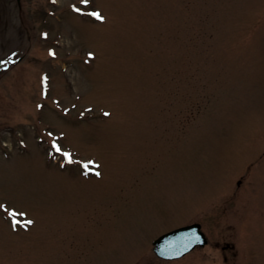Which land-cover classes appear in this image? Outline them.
<instances>
[{"label": "rangeland", "instance_id": "rangeland-1", "mask_svg": "<svg viewBox=\"0 0 264 264\" xmlns=\"http://www.w3.org/2000/svg\"><path fill=\"white\" fill-rule=\"evenodd\" d=\"M0 204V264H264V0H0Z\"/></svg>", "mask_w": 264, "mask_h": 264}, {"label": "water", "instance_id": "water-1", "mask_svg": "<svg viewBox=\"0 0 264 264\" xmlns=\"http://www.w3.org/2000/svg\"><path fill=\"white\" fill-rule=\"evenodd\" d=\"M206 238L198 223L182 226L168 231L153 242L154 254L164 260L177 259L191 251L195 246H203Z\"/></svg>", "mask_w": 264, "mask_h": 264}, {"label": "snow or ice", "instance_id": "snow-or-ice-1", "mask_svg": "<svg viewBox=\"0 0 264 264\" xmlns=\"http://www.w3.org/2000/svg\"><path fill=\"white\" fill-rule=\"evenodd\" d=\"M80 2H81L82 4H88V3H89V0H80ZM76 11H80V9L77 8ZM89 14H90L91 16H93V17H96L97 19H100V20H103V19H104V17H103V16L100 14V12H98V11H92V12L89 13ZM90 55H91V54H90ZM106 115H107V113H106ZM53 147L56 148L57 151H60L59 146H57V145L54 144ZM63 156L66 157V158H69V159H70V154L67 153V152H64V153H63ZM97 175H99V173H97ZM3 207H4V205H3V204H0V208H3ZM9 215H13V213L10 212ZM27 223H28V224H31L32 221L29 220V221H27Z\"/></svg>", "mask_w": 264, "mask_h": 264}, {"label": "flooded vegetation", "instance_id": "flooded-vegetation-1", "mask_svg": "<svg viewBox=\"0 0 264 264\" xmlns=\"http://www.w3.org/2000/svg\"><path fill=\"white\" fill-rule=\"evenodd\" d=\"M207 244H208V241H207L206 245H207ZM206 245H205V246H206ZM214 248H216V249L219 248L218 243L214 245ZM226 248H228V245L220 247V249H221L222 251H225L224 249H226Z\"/></svg>", "mask_w": 264, "mask_h": 264}]
</instances>
